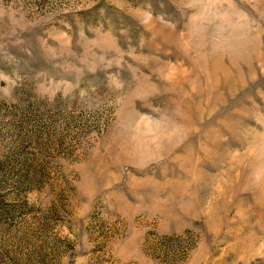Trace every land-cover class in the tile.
Returning <instances> with one entry per match:
<instances>
[{
    "label": "rangeland",
    "instance_id": "rangeland-1",
    "mask_svg": "<svg viewBox=\"0 0 264 264\" xmlns=\"http://www.w3.org/2000/svg\"><path fill=\"white\" fill-rule=\"evenodd\" d=\"M0 264H264V0H0Z\"/></svg>",
    "mask_w": 264,
    "mask_h": 264
}]
</instances>
